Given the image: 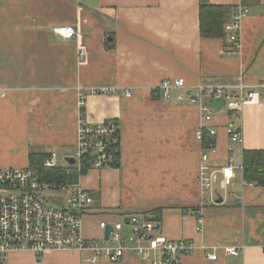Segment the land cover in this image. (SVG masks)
I'll return each instance as SVG.
<instances>
[{
  "label": "crops",
  "instance_id": "obj_1",
  "mask_svg": "<svg viewBox=\"0 0 264 264\" xmlns=\"http://www.w3.org/2000/svg\"><path fill=\"white\" fill-rule=\"evenodd\" d=\"M202 3L237 7L241 0H0V171L29 167L31 152L55 153L64 166L63 158L76 152L83 110L87 122H113L121 134L119 166L90 169L80 178L94 201L83 219L86 239L106 245L101 223H123L129 235L134 215L162 209L159 234L196 247L182 264H264V187L246 183L242 173L243 152L264 150V90L238 118L215 109L206 125L217 132L209 153L215 182L204 194L199 175L205 148L196 136L202 113L177 99L180 90L165 100L160 88L178 79L232 92L241 84L245 90L259 85L264 0L251 4L241 22V49L229 55V32L224 39L201 37ZM64 26L77 36L60 37L55 29ZM94 89L114 92L94 95ZM232 120L242 129L241 143L226 133ZM235 159L241 165L225 188L221 169ZM225 247L241 250L209 258ZM90 257L73 250L43 256L23 250L0 264H150L135 255L117 263H90Z\"/></svg>",
  "mask_w": 264,
  "mask_h": 264
},
{
  "label": "built area",
  "instance_id": "obj_2",
  "mask_svg": "<svg viewBox=\"0 0 264 264\" xmlns=\"http://www.w3.org/2000/svg\"><path fill=\"white\" fill-rule=\"evenodd\" d=\"M248 16V10L237 6L232 22L226 26L230 33L229 40L233 44V51L241 49L240 29L242 20ZM55 32L64 39L77 36L73 27H58ZM229 55L232 51H224ZM84 56V54H82ZM160 88L163 98H172V91L180 90L179 101H188L196 105L202 113V126L197 132V139L204 143L201 157L199 182L204 194H209L213 188L215 177L209 165V153L215 151L206 148L208 138L217 132L206 126L213 120L215 109L206 102L222 101L229 113L237 115L244 106L257 103L259 94L264 90V79L259 85L245 90L243 85L237 92L229 91L225 87L198 86L190 87L184 79L166 80ZM112 90L94 89L92 94H110ZM127 96H131L127 93ZM85 97L80 94L79 107L84 108ZM85 111L81 110L80 128L76 152L71 158L75 159L77 172L85 166L84 158H90L87 163L90 169L101 170L115 166L120 159V128L113 122L91 124L85 119ZM231 142L243 141L242 129L235 120L225 127ZM206 135L208 137H206ZM58 156L53 155L43 166L46 169L60 167ZM61 168L68 169L71 165L66 161ZM241 165V160L235 159L221 169L222 184L225 188L232 186L235 179V168ZM57 198H62V204L51 205ZM93 197L80 184L67 183L56 185L43 181L38 173L26 168H9L0 171V259L15 251H32L38 256L56 251H78L90 253V263L106 261L120 262L128 255H135L150 264H182V258L196 250L194 243L187 240H170L159 234L160 224L154 222L150 215H134L129 219L131 234H123V223H116L110 235L109 242L102 245L94 240L86 239L82 234L83 219L91 212ZM108 223H101L106 230ZM159 226V229L157 227ZM199 231V230H198ZM222 250L226 256H238L240 248L225 247L217 249L209 255L213 261L217 260V252Z\"/></svg>",
  "mask_w": 264,
  "mask_h": 264
},
{
  "label": "trees",
  "instance_id": "obj_3",
  "mask_svg": "<svg viewBox=\"0 0 264 264\" xmlns=\"http://www.w3.org/2000/svg\"><path fill=\"white\" fill-rule=\"evenodd\" d=\"M257 0H241V7L248 10L250 14V6ZM237 7L230 6H214L207 3H202L200 8V33L201 37L205 39H224L226 38V24L234 18V14ZM227 51H233V44L226 49ZM231 53V54H232ZM55 153H35L29 154V167L34 169L43 181L62 185L65 183H77L81 176H85L89 170V164L87 161L91 159L84 158L85 166L81 172H77L75 167H69L63 169L61 167L46 169L43 163L48 158L52 157ZM120 161V159H119ZM118 163L113 166L117 168ZM242 173L246 183L255 185L257 187H264V150H245L242 155ZM201 206L199 208H203ZM197 210H200V209ZM190 210V209H189ZM188 212V210H186ZM162 209H156L148 215L151 219L161 224L162 221ZM141 215V214H140ZM146 215V214H142Z\"/></svg>",
  "mask_w": 264,
  "mask_h": 264
},
{
  "label": "water",
  "instance_id": "obj_4",
  "mask_svg": "<svg viewBox=\"0 0 264 264\" xmlns=\"http://www.w3.org/2000/svg\"><path fill=\"white\" fill-rule=\"evenodd\" d=\"M211 106L216 109V110H219V109H222L224 107V102L222 101H215V102H212L211 103ZM214 139L212 137L208 138L207 140V143H206V148L207 149H211L212 146L214 145ZM66 161L71 165H75V159L74 158H71V157H67L66 158ZM221 202V201H220ZM157 229H159V226L157 227ZM114 231V228L112 225H108V227L106 228L105 230V240L106 241H109L110 239V235L112 234V232ZM110 242V241H109ZM111 243V242H110Z\"/></svg>",
  "mask_w": 264,
  "mask_h": 264
},
{
  "label": "rangeland",
  "instance_id": "obj_5",
  "mask_svg": "<svg viewBox=\"0 0 264 264\" xmlns=\"http://www.w3.org/2000/svg\"><path fill=\"white\" fill-rule=\"evenodd\" d=\"M110 94H112V93H110ZM94 95H102V94H94ZM103 95H104V94H103ZM117 126H118V125H117ZM50 158H51V157H50ZM50 158H48L47 160H49ZM47 160H45V162H46ZM45 162H44V163H45ZM44 163H43V164H44ZM58 164H59L60 167L63 166V162H62L61 159H59ZM33 170H34V169H33ZM65 184H67V183H65ZM62 185H63V184H62ZM49 203H50L51 205H54V204H56V201H55V202L50 201Z\"/></svg>",
  "mask_w": 264,
  "mask_h": 264
}]
</instances>
